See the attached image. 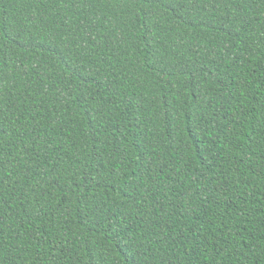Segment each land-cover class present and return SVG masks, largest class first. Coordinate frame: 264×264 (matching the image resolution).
I'll use <instances>...</instances> for the list:
<instances>
[{
  "label": "trees",
  "instance_id": "16d2710c",
  "mask_svg": "<svg viewBox=\"0 0 264 264\" xmlns=\"http://www.w3.org/2000/svg\"><path fill=\"white\" fill-rule=\"evenodd\" d=\"M0 264H264V0H0Z\"/></svg>",
  "mask_w": 264,
  "mask_h": 264
}]
</instances>
